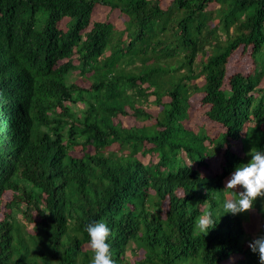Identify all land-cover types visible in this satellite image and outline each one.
<instances>
[{
  "label": "trees",
  "instance_id": "16d2710c",
  "mask_svg": "<svg viewBox=\"0 0 264 264\" xmlns=\"http://www.w3.org/2000/svg\"><path fill=\"white\" fill-rule=\"evenodd\" d=\"M98 5L121 26L92 20ZM238 47L245 74L228 71ZM263 76L264 0H0V264H90L99 220L116 264H259L222 202L264 150ZM200 94L202 125L185 126Z\"/></svg>",
  "mask_w": 264,
  "mask_h": 264
},
{
  "label": "clouds",
  "instance_id": "9594fccd",
  "mask_svg": "<svg viewBox=\"0 0 264 264\" xmlns=\"http://www.w3.org/2000/svg\"><path fill=\"white\" fill-rule=\"evenodd\" d=\"M246 155L250 156L248 162L239 163L235 166L223 188L227 193V198L222 202L224 213L234 216L253 209L257 198H264V150L252 147ZM215 166H217L215 162L210 160V169ZM208 170V167L203 166L200 172L205 174ZM238 188L242 190L237 191ZM176 193L179 196L184 195L182 190H178ZM197 198L199 199V197ZM206 206L207 203L199 205L201 210L205 209ZM215 225L216 221L213 218L211 205H209L197 217L195 226L200 234L206 236ZM84 230L88 235V247L92 252L90 264H116L111 245L108 243L112 232L106 221L99 220L88 223ZM248 247L251 252L258 254L259 264H264V236L254 238L249 242Z\"/></svg>",
  "mask_w": 264,
  "mask_h": 264
},
{
  "label": "rangeland",
  "instance_id": "374dc122",
  "mask_svg": "<svg viewBox=\"0 0 264 264\" xmlns=\"http://www.w3.org/2000/svg\"><path fill=\"white\" fill-rule=\"evenodd\" d=\"M168 2H169V0H162V5H166V3H168ZM90 16H91L92 20H111L114 23V25L117 27H120L122 24L121 15H118L117 13H114V12L111 14L108 12L107 7H102L100 5L95 6V8L91 11ZM62 23H63V21L60 22L59 25L62 26ZM246 54H247L246 50L243 51L241 49V47H238L237 49H235V51H233V53L229 57L230 58V64L231 63L232 64H231L230 68H228V71H230V72L240 71L243 74L248 72L250 67H251V63H250V59L248 58V56ZM75 79L77 82H79L82 85L86 86L88 84V80H82V79H80V77H76ZM263 85H264V76L260 82V86H263ZM202 95L203 94L196 95L194 98H192L190 100L192 102V104L189 107V113L192 114V113L197 112L199 114V116L185 120L186 121L185 126L192 127L194 125L197 128L199 125H202L201 122L203 121L204 115L201 117V113H202V110L205 109V106H206V105H203L200 101ZM142 104H143V106L150 105L147 103H142ZM78 105H81V104L78 103ZM152 111L154 113H156L157 107L154 106L152 108ZM113 120H114V122L117 120H119V121L121 120V121L126 122L127 124H132V116L129 114L114 117ZM205 121H207L208 125H206V127H204V128L206 130H208L210 135H215L217 131H219V130L221 131L223 129V126L217 122L210 123L208 120H205ZM135 124L140 126V124H142V122L135 121ZM127 126H129V125H127ZM234 148H235V146H234ZM149 155H151V161L155 162L156 161L155 155H152V154H149ZM143 159H144V161H147L145 158H143ZM230 175L227 177V179L230 177ZM224 193H226V192L224 191ZM198 194L199 193H197V195ZM163 204L165 205V203H163ZM254 204H258L262 208H264V198L262 201H259V198H257V200L254 202ZM242 215L246 216V219L244 220L243 226L245 227L247 237H252L254 239V238L259 237V236H264V233L260 235L261 230L264 231V219H262V217H260V215L257 213V210L255 208H253L249 211L243 212ZM17 216H19V215H17ZM30 226H31V224L28 225V228ZM197 232H198V230H196V233ZM142 253H143V250L136 249L137 257L132 256L131 253H128L129 259L132 261L135 258L141 257ZM233 259L234 258H232L229 262H232Z\"/></svg>",
  "mask_w": 264,
  "mask_h": 264
}]
</instances>
